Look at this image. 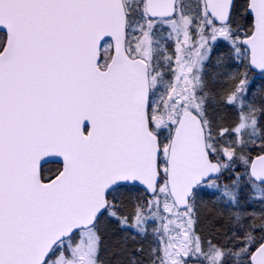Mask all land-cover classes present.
I'll return each mask as SVG.
<instances>
[{
	"label": "snow or ice",
	"instance_id": "obj_1",
	"mask_svg": "<svg viewBox=\"0 0 264 264\" xmlns=\"http://www.w3.org/2000/svg\"><path fill=\"white\" fill-rule=\"evenodd\" d=\"M219 46L238 69L223 93L205 71ZM251 69L264 0H0V264H103L105 221L151 241H117L116 264H264ZM206 189L223 242L194 230Z\"/></svg>",
	"mask_w": 264,
	"mask_h": 264
},
{
	"label": "trees",
	"instance_id": "obj_2",
	"mask_svg": "<svg viewBox=\"0 0 264 264\" xmlns=\"http://www.w3.org/2000/svg\"><path fill=\"white\" fill-rule=\"evenodd\" d=\"M249 75H254L249 71ZM217 84L215 83V91L217 93H223L227 87L230 86L231 81H225V83ZM260 85H264L261 83ZM257 83L253 82V87H259ZM238 110L233 109L231 107H215L214 110L211 111L213 115V119L223 126L227 127L233 123L238 118ZM55 169V167H53ZM53 169V170H54ZM242 171V169H241ZM232 175L231 172H225L221 176L220 183L223 186L225 182H228L229 177ZM135 201L125 200L124 204L121 206V211L124 214H128L132 211V204ZM200 205L197 207V221L194 224L195 232L200 235L202 238H213L220 239L223 242L222 235L218 234L217 229L219 228L218 215L219 213L216 211L219 209L220 212H224L223 207L217 202L214 201V197L204 198ZM101 234L105 238V247L101 251V260L103 264H116V258L113 253L116 251V242H123L125 237L127 238V245L129 249L134 246H138L141 243L145 248L148 247L150 241H142L140 239L132 240L131 236L127 233H123L116 229L114 224L104 222L103 226H101ZM131 231V230H129Z\"/></svg>",
	"mask_w": 264,
	"mask_h": 264
},
{
	"label": "rangeland",
	"instance_id": "obj_3",
	"mask_svg": "<svg viewBox=\"0 0 264 264\" xmlns=\"http://www.w3.org/2000/svg\"><path fill=\"white\" fill-rule=\"evenodd\" d=\"M174 43H175V37H173V39L169 41L170 45H174ZM220 60H222L223 63H218V61ZM205 64L207 66L205 69L207 73V78L214 84L217 83L219 85L220 84L224 85L223 83H225V81H230L229 77L238 71V69L235 67L225 66L229 64V61H228V56H227V49L223 46L214 47L209 58L205 60ZM239 71H243V69H239ZM249 80L252 83L253 82L257 83L258 85H260L261 83L264 84V76L255 75V74L249 75ZM237 110L239 111L238 108ZM210 115L213 118V115L211 114V112H210ZM209 197H214V201L217 202V204L221 205V202L215 198L213 192L211 190L206 189L202 197L198 200L197 207L200 205L199 203H201V201H203L204 198H209ZM158 223L159 222H157V224ZM103 224L104 222L101 223V226H103Z\"/></svg>",
	"mask_w": 264,
	"mask_h": 264
},
{
	"label": "water",
	"instance_id": "obj_4",
	"mask_svg": "<svg viewBox=\"0 0 264 264\" xmlns=\"http://www.w3.org/2000/svg\"><path fill=\"white\" fill-rule=\"evenodd\" d=\"M251 71L254 72V73L262 74L259 69H251Z\"/></svg>",
	"mask_w": 264,
	"mask_h": 264
},
{
	"label": "flooded vegetation",
	"instance_id": "obj_5",
	"mask_svg": "<svg viewBox=\"0 0 264 264\" xmlns=\"http://www.w3.org/2000/svg\"><path fill=\"white\" fill-rule=\"evenodd\" d=\"M53 167H56V165L52 164V165H46V170L51 168V169H54Z\"/></svg>",
	"mask_w": 264,
	"mask_h": 264
}]
</instances>
